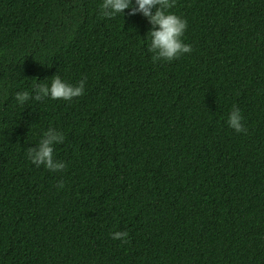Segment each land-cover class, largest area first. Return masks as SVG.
Wrapping results in <instances>:
<instances>
[{
  "label": "trees",
  "instance_id": "16d2710c",
  "mask_svg": "<svg viewBox=\"0 0 264 264\" xmlns=\"http://www.w3.org/2000/svg\"><path fill=\"white\" fill-rule=\"evenodd\" d=\"M101 2L0 0V264H264V0H175L170 62ZM53 76L84 95L17 104ZM49 127L58 172L27 154Z\"/></svg>",
  "mask_w": 264,
  "mask_h": 264
},
{
  "label": "clouds",
  "instance_id": "9594fccd",
  "mask_svg": "<svg viewBox=\"0 0 264 264\" xmlns=\"http://www.w3.org/2000/svg\"><path fill=\"white\" fill-rule=\"evenodd\" d=\"M175 6V0H102L99 5L100 13L107 18L122 16L125 10L129 15L141 14L151 25L147 33L148 50L153 54V61H172L182 54L190 53L192 48L184 43L183 35L187 29V20L168 11ZM86 78L77 84H71L60 76H53L50 83L38 84L33 93L28 91L17 92V104L24 105L29 100L41 101L45 98L52 100L71 101L73 98L84 95ZM243 116L239 108L233 107L227 118V125L237 133L246 131ZM65 136L55 128L49 127L38 144L27 150L28 158L32 163L44 166L50 172H58L66 168V164L56 159L54 149L62 144ZM63 187V184L60 185ZM127 232L111 233V238L126 242Z\"/></svg>",
  "mask_w": 264,
  "mask_h": 264
}]
</instances>
